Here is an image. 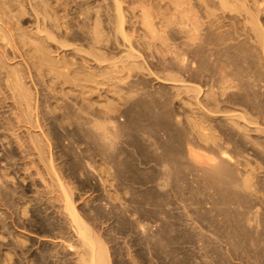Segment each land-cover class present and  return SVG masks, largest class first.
<instances>
[{
	"label": "bare ground",
	"instance_id": "obj_1",
	"mask_svg": "<svg viewBox=\"0 0 264 264\" xmlns=\"http://www.w3.org/2000/svg\"><path fill=\"white\" fill-rule=\"evenodd\" d=\"M0 153V264H264V0H0Z\"/></svg>",
	"mask_w": 264,
	"mask_h": 264
},
{
	"label": "rangeland",
	"instance_id": "obj_2",
	"mask_svg": "<svg viewBox=\"0 0 264 264\" xmlns=\"http://www.w3.org/2000/svg\"><path fill=\"white\" fill-rule=\"evenodd\" d=\"M28 25H31V23H29ZM26 27H29V26H26ZM16 62H19V61H21L19 58L17 59V60H15ZM16 62H12L13 63V65L14 64H16ZM16 66V65H15ZM97 98V97H96ZM3 156V154L2 153H0V158ZM29 184V182H27L25 185L27 186Z\"/></svg>",
	"mask_w": 264,
	"mask_h": 264
}]
</instances>
